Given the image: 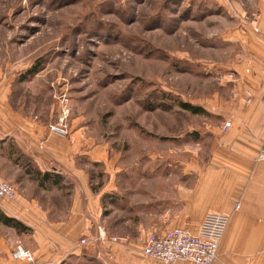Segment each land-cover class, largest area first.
I'll use <instances>...</instances> for the list:
<instances>
[{
    "label": "rangeland",
    "instance_id": "obj_1",
    "mask_svg": "<svg viewBox=\"0 0 264 264\" xmlns=\"http://www.w3.org/2000/svg\"><path fill=\"white\" fill-rule=\"evenodd\" d=\"M260 1L0 0V91L13 109L22 106L52 123L67 99L68 135L62 138L69 153H79L74 167L88 175L95 193L122 185V194L103 201L97 243L125 241L114 235L126 233L140 240L132 236L140 223L129 212L130 182L144 184L146 153L193 150L209 114L194 115L181 103H209L216 90L212 72L225 63L237 28L257 20ZM81 153H102L104 160ZM10 171L15 176L8 167L2 172ZM78 179L69 169L62 187L44 192L60 197L69 188L70 199ZM23 185L17 195L46 197L35 185ZM17 244L28 249L21 242L13 249Z\"/></svg>",
    "mask_w": 264,
    "mask_h": 264
},
{
    "label": "crops",
    "instance_id": "obj_2",
    "mask_svg": "<svg viewBox=\"0 0 264 264\" xmlns=\"http://www.w3.org/2000/svg\"><path fill=\"white\" fill-rule=\"evenodd\" d=\"M260 3L257 20L237 28L225 63L212 72L216 90L209 103L200 104L209 118L203 119L193 150L146 153L144 184L130 182L129 212L140 223L132 236L140 240H129L126 233L114 235L125 241L96 242L103 201L122 194V185L95 193L88 175L74 167L79 153H69L65 138L47 131L49 117L36 119L22 106L13 109L7 92L0 91V180L18 191L24 182L35 185L46 196L0 198V213L30 229L18 233L0 223V264H29L13 260L16 242L31 250L35 264H164L143 253L149 233L174 227L196 232L210 213L230 218L217 264H264V162L257 161L264 144V0ZM2 85L8 89L9 83ZM81 154L104 160L102 153ZM5 167L15 176L4 174ZM69 169L79 177L70 199L69 188L58 189L67 194L60 197L44 192L62 187ZM84 238L87 245L80 244Z\"/></svg>",
    "mask_w": 264,
    "mask_h": 264
},
{
    "label": "built area",
    "instance_id": "obj_3",
    "mask_svg": "<svg viewBox=\"0 0 264 264\" xmlns=\"http://www.w3.org/2000/svg\"><path fill=\"white\" fill-rule=\"evenodd\" d=\"M66 101L67 99L62 98V111L58 121L47 125V131L52 135L59 137L68 135L69 108ZM229 127L230 123H226L224 129L227 130ZM257 161L264 162V144L258 153ZM16 195L17 191L13 185L0 180V198L15 199ZM239 208L240 206L237 204L236 209ZM229 223L228 216L210 213L205 216L196 232L181 227L152 232L145 241L143 253L146 257L164 264H217L219 245ZM99 240L107 241L103 230H100ZM117 241L116 238L112 239V242ZM80 244L87 245V239H82ZM11 255L16 262L35 264L31 251L25 249L21 244L15 246Z\"/></svg>",
    "mask_w": 264,
    "mask_h": 264
},
{
    "label": "trees",
    "instance_id": "obj_4",
    "mask_svg": "<svg viewBox=\"0 0 264 264\" xmlns=\"http://www.w3.org/2000/svg\"><path fill=\"white\" fill-rule=\"evenodd\" d=\"M181 107L183 109L191 112L194 115H199V116L205 115L206 116L209 114L203 107H200V106L195 107V106H192V105L187 104V103H181ZM197 135H198L197 133L196 134L193 133V134H191V137L193 139L194 138L196 139L198 137ZM0 221L9 227L15 228L19 232L29 230L24 224L20 223L19 221L15 220V219L5 217L1 213H0Z\"/></svg>",
    "mask_w": 264,
    "mask_h": 264
}]
</instances>
